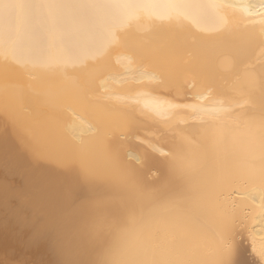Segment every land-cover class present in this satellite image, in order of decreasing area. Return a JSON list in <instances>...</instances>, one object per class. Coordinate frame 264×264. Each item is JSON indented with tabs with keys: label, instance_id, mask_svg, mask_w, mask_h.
<instances>
[{
	"label": "bare ground",
	"instance_id": "6f19581e",
	"mask_svg": "<svg viewBox=\"0 0 264 264\" xmlns=\"http://www.w3.org/2000/svg\"><path fill=\"white\" fill-rule=\"evenodd\" d=\"M0 264H264V0H0Z\"/></svg>",
	"mask_w": 264,
	"mask_h": 264
},
{
	"label": "snow or ice",
	"instance_id": "6c2138e0",
	"mask_svg": "<svg viewBox=\"0 0 264 264\" xmlns=\"http://www.w3.org/2000/svg\"><path fill=\"white\" fill-rule=\"evenodd\" d=\"M23 7V5L19 4H7V5H0V9H13V8H20ZM4 13L0 12V17H2ZM219 264H232L231 260H221L219 261Z\"/></svg>",
	"mask_w": 264,
	"mask_h": 264
}]
</instances>
